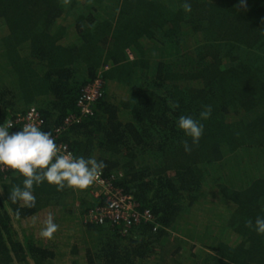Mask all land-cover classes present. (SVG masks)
<instances>
[{"label": "trees", "instance_id": "obj_1", "mask_svg": "<svg viewBox=\"0 0 264 264\" xmlns=\"http://www.w3.org/2000/svg\"><path fill=\"white\" fill-rule=\"evenodd\" d=\"M183 3L0 0V124L35 108L53 134L74 116L59 142L103 160L101 177L153 215L88 223L103 198L47 183L24 207L8 199L22 178L0 171V264H264V236L245 226L264 215V0H191L190 14ZM96 79L101 96L79 119ZM204 105L186 154L176 121ZM50 214L59 229L43 238Z\"/></svg>", "mask_w": 264, "mask_h": 264}, {"label": "clouds", "instance_id": "obj_2", "mask_svg": "<svg viewBox=\"0 0 264 264\" xmlns=\"http://www.w3.org/2000/svg\"><path fill=\"white\" fill-rule=\"evenodd\" d=\"M244 3L245 0H241V5ZM183 10L186 14L192 12L191 0H184ZM173 106L179 107V104L174 103ZM212 112L211 105H204L198 118L180 116L177 119V128L191 140V143L188 140L182 142L186 154L198 145L204 133L202 121L208 120ZM12 128L11 123L0 124V168L9 169L14 175L18 173L22 178L20 183H13L8 190V199L12 203L22 202L24 207L34 208V189L44 183L55 186L57 191L65 188L87 189L107 167L103 160L94 156H73L70 152L61 154L55 136L36 124L26 123L14 132L10 131ZM16 213L20 214L19 208ZM245 226L264 236V215H258L254 221L246 220ZM58 229L59 225L50 214L40 229V236L52 238Z\"/></svg>", "mask_w": 264, "mask_h": 264}, {"label": "built area", "instance_id": "obj_3", "mask_svg": "<svg viewBox=\"0 0 264 264\" xmlns=\"http://www.w3.org/2000/svg\"><path fill=\"white\" fill-rule=\"evenodd\" d=\"M102 81L96 79L92 84L87 86L81 93L77 100V108L79 110L81 119L92 114L94 103L101 96ZM75 117L64 119L63 125L57 128L53 135L60 147L61 154L70 152L65 143L59 142L61 133L75 121ZM4 123H11L13 127L20 126L22 128L26 123H33L42 128V120L35 108H30L24 115H21L14 120H7ZM2 124V123H1ZM12 128L10 131H12ZM72 154V153H71ZM8 171L9 169L0 168V171ZM91 194L95 198H103V204L95 207L86 214L85 221L94 224L113 223L129 228L132 225H137L140 222H153V215L149 211H139L137 205L133 201V197L125 195L120 190L114 189L101 175H99L95 182L89 186Z\"/></svg>", "mask_w": 264, "mask_h": 264}, {"label": "rangeland", "instance_id": "obj_4", "mask_svg": "<svg viewBox=\"0 0 264 264\" xmlns=\"http://www.w3.org/2000/svg\"><path fill=\"white\" fill-rule=\"evenodd\" d=\"M180 236V235H179ZM181 238H182V236H181Z\"/></svg>", "mask_w": 264, "mask_h": 264}]
</instances>
